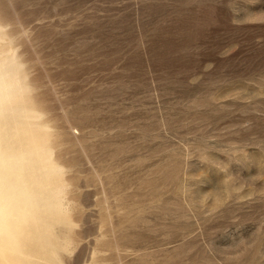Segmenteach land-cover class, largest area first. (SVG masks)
<instances>
[{
	"label": "rangeland",
	"instance_id": "obj_1",
	"mask_svg": "<svg viewBox=\"0 0 264 264\" xmlns=\"http://www.w3.org/2000/svg\"><path fill=\"white\" fill-rule=\"evenodd\" d=\"M0 72V264H264V0H0Z\"/></svg>",
	"mask_w": 264,
	"mask_h": 264
},
{
	"label": "bare ground",
	"instance_id": "obj_2",
	"mask_svg": "<svg viewBox=\"0 0 264 264\" xmlns=\"http://www.w3.org/2000/svg\"><path fill=\"white\" fill-rule=\"evenodd\" d=\"M2 67H3V65H2ZM2 67H1V68H2ZM1 70H2V69H1ZM4 72H5V71H4ZM13 75H14V74H13ZM8 76H9V75H8ZM7 78H8V77H7ZM11 78H12V77H11ZM9 81H10V80H9ZM16 82H17V81H16ZM8 83H9V82H8ZM11 84H13V83H11ZM8 88H9V87H8V85L6 84V81L3 79V75H2V73L0 72V112L2 111V108H3V106L5 105V103H7L6 101H8V100L6 99V98H8V97H7V94H8ZM13 93L16 94L15 92H13ZM14 94H13V95H14ZM17 94H18V93H17ZM9 95H10V94H9ZM9 95H8V96H9ZM16 96H17V95H16ZM12 97H13V96L11 95V98H12ZM14 97H15V96H14ZM9 98H10V97H9ZM16 99H17V98H16ZM16 99H15L14 101H16ZM17 101H18V99H17ZM19 101H20V100H19ZM16 103H18V102H16ZM16 103H15V105H16ZM9 104H11V103H9ZM7 106H8V104H7ZM11 106L13 107V105H11ZM14 107H15V106H14ZM16 107H17V106H16ZM17 108H18V107H17ZM9 109H10V108H9ZM7 111H8V108H7ZM11 111H12V110H11ZM17 113H18V111H17ZM9 114H10V113H9ZM10 116H13V115L10 114ZM6 117H7V116H6ZM9 118H10V117H9ZM5 122H6V121H5ZM1 129H2V128H1ZM6 130H7V129H6ZM2 133H3V132H2ZM3 135H5V134H3ZM7 136H8V135H7ZM7 136H6V137H7ZM0 138H4V137H0ZM6 139H7V138H6ZM2 140H4V139H2ZM9 140H10V139H9ZM0 141H1V140H0ZM6 142H7V141H6ZM3 144H4V143H3ZM8 144H9V143H8ZM4 147H5V146H4ZM5 148H6V147H5ZM8 148H9V149H12V147L10 148L9 145H8ZM3 150H4V148H3ZM3 150H2V151H3ZM4 151H7V150H4ZM8 152H10V151H8ZM2 153H3V152H2ZM0 154H1V153H0ZM3 154H4V153H3ZM9 154H10V153H9ZM9 154H8V155H9ZM4 155H5V154H4ZM10 155H11V154H10ZM18 155H19V154H18ZM1 156H2V155H1ZM1 156H0V157H1ZM19 156L21 157V155H19ZM6 157H7V156H6ZM22 157H23V156H22ZM9 158H10V157H9ZM11 158H12V157H11ZM13 158H14V157H13ZM19 159H21V158H19ZM11 160H12V159H11ZM22 160H23V158H22ZM7 162H8V161H7ZM17 162H18V161H17ZM22 162H23V161H22ZM22 162H21V163H22ZM8 163H9V162H8ZM15 163H16V162H15ZM4 164H5V162H4ZM18 165H19V164H18ZM8 166H9V165H8ZM6 167H7V166H6ZM14 167H15V165H14ZM19 167H20V166H19ZM12 168H13V167H12ZM15 168H16V167H15ZM17 168H18V167H17ZM17 168H16V169H17ZM41 168H42V167H41ZM7 170H8V169H7ZM3 171H4V170H3ZM9 171H10V170H9ZM1 173H2V172H1ZM9 173H10V172H9ZM12 174H13V173H12ZM19 174H20V173H19ZM10 175H11V174H10ZM13 175H14V174H13ZM8 176H9V175H8ZM15 178H16V177H15ZM8 179H9V178H8ZM25 180H26V179H25ZM25 180H23V182H24ZM9 181H10V180H9ZM19 182H20V181H19ZM25 182H26V181H25ZM8 183H9V182H8ZM15 185H16V184H15ZM19 188H20V187H19ZM22 189H23V187H22ZM5 199H6V198H5ZM11 200H12V199H11ZM22 201H23V200H22ZM24 201H25V200H24ZM17 203H19V202L17 201L16 204H17ZM24 204L26 205L27 203H24ZM28 205H29V204H28ZM26 206H27V205H26ZM26 206H25V208L27 209ZM18 207H19V206H18ZM18 207H17V209H18ZM31 207H32V206H31ZM10 208H11V207H10ZM10 208H9V209H10ZM22 208H23V207H22ZM6 209H7V208H6ZM6 209H5V210H6ZM23 209H24V208H23ZM5 210H2V211L4 212V214H6V213H5ZM11 210H12V209H11ZM18 210L20 211V209H18ZM29 210H30V209H29ZM14 211H15V209H14ZM14 211H13V212H14ZM27 211H28V209H27ZM27 211L24 212V213L27 214ZM11 212H12V211H11ZM22 212H23V211H22ZM22 212L20 211V212H17V213H22ZM7 213H8V210H7ZM14 213H16V211H15ZM14 213H13V214H14ZM17 213H16V214H17ZM24 213H23V214H24ZM28 213H29V212H28ZM1 214H2V212H1ZM11 214H12V213H11ZM11 214H10V215H11ZM23 214H22V215H23ZM2 216H3V214H2ZM12 216H13V215H12ZM12 216H11V217H12ZM15 216H16V215H15ZM15 216H14V217H15ZM29 216H30V214H29ZM23 217H24V216H23ZM25 217H27V216H25ZM15 218H19V217H15ZM13 219H14V218H13ZM19 219H20V218H19ZM28 219H29V218H28ZM22 220L24 221L23 218H22ZM23 221H22V222H23ZM26 221H27V220H25V223H26ZM6 227H7V226H6ZM6 229H8V227H7ZM15 231H16V230H15ZM15 231H13V232H15ZM13 232H12V234H13ZM24 232H25V231H24ZM22 234H23V233H22ZM22 234L20 233V234H18V235L21 236ZM6 235H7V234H6ZM9 235H10V234H9ZM15 236H16V234L14 235V237H15ZM23 237H24V236H23ZM25 237H26V236H25ZM25 237H24V238H25ZM2 238H4V236H3ZM9 238H10V237H9ZM9 238H8V239H9ZM14 239H16V237H15ZM3 240H4V239H3ZM7 241H8V240H7ZM15 241H16V240H15ZM15 241L7 242V243H8V244H10V243L12 244V243H14ZM17 241H18V239H17ZM22 242H23V241H22ZM15 244H16V243H15ZM17 245H18V242H17ZM20 245H21V244H20ZM12 246H13V244H12ZM3 248H4V247H1V249H3ZM7 249H8V248H7ZM5 250H6V249L4 248V251H5ZM1 252H2V251H1ZM2 254H3V253H2ZM4 255H5V254H4ZM4 255H3V256H4Z\"/></svg>",
	"mask_w": 264,
	"mask_h": 264
}]
</instances>
